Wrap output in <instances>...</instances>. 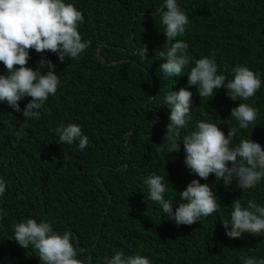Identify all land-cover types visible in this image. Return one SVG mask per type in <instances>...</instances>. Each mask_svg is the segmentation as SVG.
<instances>
[{"label":"trees","instance_id":"1","mask_svg":"<svg viewBox=\"0 0 264 264\" xmlns=\"http://www.w3.org/2000/svg\"><path fill=\"white\" fill-rule=\"evenodd\" d=\"M68 2L82 12L79 32L89 47L80 59L64 62L45 50L56 64L57 92L39 118L23 122L22 134L9 131L10 122L21 131L20 114L0 103V178L6 183L0 208L7 213L0 217V264H39L34 249L11 240L9 224L22 217L46 219L57 231L70 229L74 246L91 256L92 264H103L114 251L140 253L151 264H241V256L264 258V233L229 240L221 227L234 200L264 202V181L240 192L210 174L207 183L219 212L179 228L147 198L143 180L152 172L169 181L167 196L173 198L196 178L183 165L182 149L169 154L162 140L169 114L164 94L186 86L187 79L163 78L159 72L160 52L170 43L158 14L162 0ZM178 3L189 23L177 39L188 44L193 59L211 55L227 76L234 65L259 75L260 90L243 101L259 113L256 127L241 130L234 141L250 138L264 150V0ZM29 53L26 66L35 69L41 54ZM190 91L194 106L182 133L200 119L212 120L225 134L235 126L229 113L238 101L229 100L224 88L202 102L195 87ZM28 99L19 102L21 108ZM154 115L159 122L150 126ZM61 123L79 125L89 146L79 151L75 144L60 143Z\"/></svg>","mask_w":264,"mask_h":264},{"label":"clouds","instance_id":"2","mask_svg":"<svg viewBox=\"0 0 264 264\" xmlns=\"http://www.w3.org/2000/svg\"><path fill=\"white\" fill-rule=\"evenodd\" d=\"M160 24L167 50L160 52L164 62L159 65L163 78L186 76V86L169 90L164 94V104L169 109L163 138L169 154L183 151V165L191 179L181 191L168 197L169 181L163 175L152 172L143 184L148 199L159 207L176 227L189 226L219 212L217 196L207 183L211 174L224 187L234 186L240 192L255 188L264 181V150L260 143L250 138L234 141L241 130L256 127L259 113L248 101L261 88L258 74L242 65H234L228 76L218 69L213 56L193 59L188 54V44L182 37L189 23L178 0H162L159 8ZM84 23L82 12L68 0H0V103L7 105L21 117V131L10 122L9 131L22 134L24 121L39 118L40 110L50 96H55L59 84L56 64L44 56L45 50L64 62L78 60L89 47L90 41L82 39L79 26ZM29 49L41 54L36 68L26 66L31 58ZM145 55V48L142 53ZM185 73L184 75H181ZM230 77V78H229ZM195 87L201 102L213 97L224 88L226 97L237 102L229 117L235 122L227 133L212 120L200 119L193 130L182 133L191 118L193 107L191 88ZM25 97L30 99L20 106ZM154 115L150 126L157 124ZM58 141L69 146L75 144L83 151L89 140L75 123H61L57 129ZM64 159H68L65 155ZM201 181H205L201 183ZM6 183L0 178V197L5 195ZM179 197L176 200L175 197ZM175 205V207H173ZM7 213L0 208V217ZM226 239L240 238L243 234L259 236L264 233V202L239 199L230 204L228 218L222 221ZM9 229L14 241L22 249L35 250L39 264H92L91 256L75 247L76 236L70 229L57 231L46 219L22 217L13 220ZM241 264H264V258L241 256ZM103 264H151L140 253L128 255L114 251L103 258Z\"/></svg>","mask_w":264,"mask_h":264},{"label":"water","instance_id":"3","mask_svg":"<svg viewBox=\"0 0 264 264\" xmlns=\"http://www.w3.org/2000/svg\"><path fill=\"white\" fill-rule=\"evenodd\" d=\"M98 173H99V170H98V172H97V177H98V180H100V179H99V174H98ZM101 185H102V187L104 188L103 184H101Z\"/></svg>","mask_w":264,"mask_h":264}]
</instances>
